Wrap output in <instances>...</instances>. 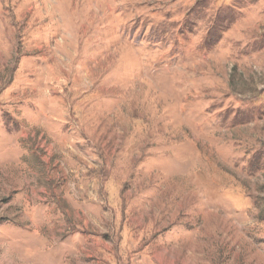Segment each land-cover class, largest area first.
Returning <instances> with one entry per match:
<instances>
[{
    "label": "rangeland",
    "instance_id": "374dc122",
    "mask_svg": "<svg viewBox=\"0 0 264 264\" xmlns=\"http://www.w3.org/2000/svg\"><path fill=\"white\" fill-rule=\"evenodd\" d=\"M0 264H264V0H0Z\"/></svg>",
    "mask_w": 264,
    "mask_h": 264
}]
</instances>
